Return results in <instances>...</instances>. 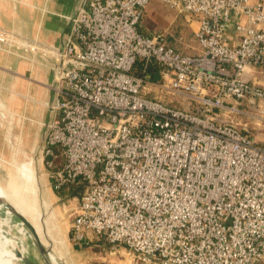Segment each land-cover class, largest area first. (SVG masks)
<instances>
[{
  "label": "built area",
  "instance_id": "built-area-1",
  "mask_svg": "<svg viewBox=\"0 0 264 264\" xmlns=\"http://www.w3.org/2000/svg\"><path fill=\"white\" fill-rule=\"evenodd\" d=\"M151 1L85 0L52 50L42 164L56 189H85L72 239L104 237L130 264H264V146L241 122L264 117V2L156 0L196 23L187 55L139 30ZM153 65L176 104L152 95Z\"/></svg>",
  "mask_w": 264,
  "mask_h": 264
},
{
  "label": "rangeland",
  "instance_id": "rangeland-1",
  "mask_svg": "<svg viewBox=\"0 0 264 264\" xmlns=\"http://www.w3.org/2000/svg\"><path fill=\"white\" fill-rule=\"evenodd\" d=\"M149 7L151 12L147 11L146 17L140 24L146 35H148L147 29L148 33L152 34L151 36L156 33H167L169 44L181 52L187 55H196L201 52L200 46L194 40V28L190 26V23L186 20L187 18L185 19L187 15L177 14L166 4L156 0H152ZM179 38H182L181 42ZM33 52L39 57L41 56L42 59L52 61L54 66L58 63V58L51 49L33 47ZM154 81L157 83V87L151 88L152 95L166 97L165 101L170 99L176 104L177 100L172 98L171 94L162 87L163 82L160 79ZM154 89L157 93L154 92ZM181 101L185 105L187 104L184 99L178 100V102ZM0 113L5 115V121L0 118V130L3 131V138L5 139L0 148V187L6 193H9V184L15 188L12 180L14 179L17 182L16 185L23 190L22 184L25 187L33 176L30 167L34 168L36 174L35 186L38 191L35 201L42 216V228L32 208L30 210V205L22 200L21 205L26 213L24 216L27 221L37 229L41 236L43 234L47 248L60 257L65 264H130V256L125 247L114 245L104 237L91 236L88 241L83 243L73 241L71 235L72 225L80 198L85 189L79 187L80 196L77 197H72L71 191L66 188L56 189L54 180L50 178L51 170L40 163L42 158L41 146V152L35 155V144L31 145L23 135L25 119L21 118L20 113L17 111L5 108L1 100ZM241 122L242 124H248L250 135L259 145L264 146V117L250 119H243L242 117ZM44 135L45 129L42 135L43 141L45 140ZM15 161L17 162L16 166L12 164ZM16 168H18L17 171Z\"/></svg>",
  "mask_w": 264,
  "mask_h": 264
},
{
  "label": "crops",
  "instance_id": "crops-1",
  "mask_svg": "<svg viewBox=\"0 0 264 264\" xmlns=\"http://www.w3.org/2000/svg\"><path fill=\"white\" fill-rule=\"evenodd\" d=\"M84 1L0 0V30L24 42L21 46L17 40V46L9 47L11 49L0 44V100L5 108L17 111L25 119L23 135L31 145L35 144L38 151L35 155L41 152L40 146L43 149V126L57 115L51 108L56 103V92L53 62L32 53L34 44L28 42L60 47L68 29L66 18L72 16ZM261 2L264 0H250V4ZM147 11L151 12L150 7ZM185 19L190 21L187 16ZM191 27L197 28L196 23ZM146 31L148 36L152 35L148 29ZM229 34L233 38L234 30L231 29ZM4 142L0 130V148ZM42 161L41 158V164ZM16 163L12 162L15 166Z\"/></svg>",
  "mask_w": 264,
  "mask_h": 264
},
{
  "label": "water",
  "instance_id": "water-1",
  "mask_svg": "<svg viewBox=\"0 0 264 264\" xmlns=\"http://www.w3.org/2000/svg\"><path fill=\"white\" fill-rule=\"evenodd\" d=\"M80 6L82 5L77 6L76 12L72 16L66 18L68 29L63 35V42L61 46L57 47L60 51H63L66 37L71 28L72 20L77 15ZM0 32L2 31L0 30ZM28 43L30 45L34 44L33 47L36 48L51 50L56 49L55 47L44 46L39 43ZM57 65L53 66V72L55 75L54 88L56 87ZM51 108L55 111V104L52 105ZM2 116V113H0V118ZM49 122L43 126L45 129V137L43 136L44 139L46 138L47 125ZM0 243H3V251L5 250L6 252L4 257L0 256V264H65L61 261L60 257L47 248L37 231L27 221V219H25L11 205L4 202L2 199H0Z\"/></svg>",
  "mask_w": 264,
  "mask_h": 264
},
{
  "label": "bare ground",
  "instance_id": "bare-ground-1",
  "mask_svg": "<svg viewBox=\"0 0 264 264\" xmlns=\"http://www.w3.org/2000/svg\"><path fill=\"white\" fill-rule=\"evenodd\" d=\"M33 45V44H32ZM14 166V165H13ZM31 172L33 173V176L30 178L29 182L26 183V186L23 187L22 184V188L23 190H21L19 188V186H17V182L13 180L14 184H15V188L14 186L12 187L9 184V188L10 191L7 194L1 187H0V199H2L4 202L8 203L9 205H11L19 214H21L25 219L26 217L24 216L26 213L21 205V200L22 201H26L28 203V205H30V210L32 208L33 213L37 216V218L40 221L41 224V228H42V216L41 213L38 209V206L36 205V197L38 196V191L36 190V186H35V182H36V174H35V170L34 168L31 166ZM15 169V168H14ZM18 170V168H16V171ZM24 172V171H23ZM26 172V171H25ZM24 183V185H25ZM6 186V185H5ZM9 190V189H8ZM35 205H36V209H35ZM36 231L37 229L34 228ZM37 233L39 234L41 240L44 242V238H43V234L41 236V234L37 231ZM3 242V241H2ZM4 243V242H3ZM3 243H0V256L4 257V255H6L5 250L3 251ZM45 243V242H44ZM2 253V254H1Z\"/></svg>",
  "mask_w": 264,
  "mask_h": 264
},
{
  "label": "trees",
  "instance_id": "trees-1",
  "mask_svg": "<svg viewBox=\"0 0 264 264\" xmlns=\"http://www.w3.org/2000/svg\"><path fill=\"white\" fill-rule=\"evenodd\" d=\"M146 17V13L144 18ZM143 21V20H142ZM142 23V22H141ZM139 30L144 34L143 30L141 29V27L139 26ZM148 36V35H147ZM169 40V39H168ZM149 72H151L153 74V80H158L160 79V75H159V69L156 65H153L150 67ZM81 188V187H80ZM79 187H70L69 191H71L72 193V197H77L78 195L80 196V192H78Z\"/></svg>",
  "mask_w": 264,
  "mask_h": 264
}]
</instances>
